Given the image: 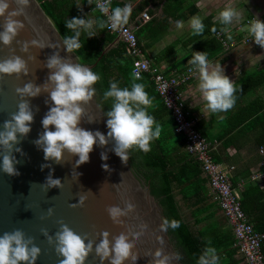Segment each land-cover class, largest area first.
I'll return each instance as SVG.
<instances>
[{
	"label": "clouds",
	"instance_id": "9594fccd",
	"mask_svg": "<svg viewBox=\"0 0 264 264\" xmlns=\"http://www.w3.org/2000/svg\"><path fill=\"white\" fill-rule=\"evenodd\" d=\"M89 5H95L92 15L95 19L71 18L65 21L67 29L71 34L65 35L63 47L69 54L75 53L84 47L82 36L86 39L95 37L97 29L120 30L129 24L132 16V5L125 4L123 7L112 6V0H87ZM15 5V8L12 5ZM29 5V0H0V18H3L0 31V42L11 47L19 33L24 30L25 23L18 19L24 16V7ZM79 7V6H78ZM82 10V9H81ZM99 13V15H97ZM240 13L231 7H227L219 13L220 25L224 26L221 31L228 33V27L234 20H239ZM193 36H201L205 32V24L200 16H193L190 21ZM176 27L183 28L182 21L176 22ZM248 35L252 37L257 45L264 48V21L256 18L247 27ZM213 32L216 31L214 27ZM231 40V34L228 33ZM30 47L44 49L47 47L57 49L58 45L45 46L40 41L33 39L30 42H23L21 50L25 53ZM189 63L192 70L199 73L198 88L206 101V107L214 114L226 113L233 109L237 102V92L242 88L237 87L219 62L213 63L208 59L207 51H197L192 53ZM44 67L50 70L45 83L37 86L33 82H27L23 87L16 89L21 97L18 104V111L12 113L10 118L3 122V131H0V155H2V170L9 176H18L16 165L20 163L16 159L14 152L24 155L23 149L16 147L21 140L19 137H27L31 132L30 125L34 122V112L27 97H38L42 93H49L50 100L54 106H50L49 111L42 119L44 131L34 144L43 150L46 161H55L57 164L64 163L65 153L72 157L78 156L75 167H79L90 161V153L94 146L105 147L112 143V151L127 164L130 158V151H143L145 154L151 151V144L159 140L162 133L161 125L155 117L149 113L153 106L155 97H150L145 90L144 83L137 82L141 79L138 72L130 75V86L120 87L116 81H110V86L105 90L103 98L111 101V110L105 113L107 116V136L100 131H89L80 127L81 121L85 118L84 106L89 104L96 95L97 82L101 76L91 68L81 63H72L71 58H62L57 51L47 58ZM30 74L28 62L18 55H11L0 60V78L2 76L17 77L28 76ZM47 103V101H46ZM38 110V109H37ZM89 123L95 120L87 118ZM55 126V131L51 130ZM264 151V149H262ZM101 159L108 160V155L101 153ZM50 164L41 165L50 168ZM105 170H109L108 164H103ZM54 172V169L52 170ZM78 177L81 175L78 173ZM123 175V174H122ZM47 188H62L60 179H54L52 173L44 184ZM89 192H91L89 190ZM94 194V193H93ZM87 196H81L78 204L72 207L83 206ZM135 205L129 202L125 208L110 206L107 212L116 225L125 224L124 217L134 211ZM49 215L52 209H49ZM60 229L55 233V241L49 235L47 229H42L49 243L55 242L58 256L64 257L59 260V264H85L89 255L93 252L100 258L101 264L109 260L111 264H125L130 261L135 264L140 253L135 251L136 241L142 232L120 233L110 239V233L104 231L102 239L97 244L77 234L63 221H60ZM181 226V221L164 218L160 225V230L167 233L169 229L176 230ZM146 225H142V228ZM161 244L164 243L162 237L158 238ZM41 248L35 244L34 237H26V234L16 229L12 232H5L0 236V264H36L41 255ZM171 257L165 255L162 249L156 250L152 264H170ZM175 259L180 260L182 256L175 254ZM197 264H220L217 249L212 246L211 240L207 241V246L200 254Z\"/></svg>",
	"mask_w": 264,
	"mask_h": 264
},
{
	"label": "water",
	"instance_id": "95a60500",
	"mask_svg": "<svg viewBox=\"0 0 264 264\" xmlns=\"http://www.w3.org/2000/svg\"><path fill=\"white\" fill-rule=\"evenodd\" d=\"M12 7L15 8V5ZM18 19L25 23V28L11 47L0 42V60L14 54L21 56L28 62L30 74L20 77L4 75L0 78V131H3V122L18 111L17 106L21 97L16 89L23 87L27 82H33L37 86L45 83L50 70L44 67V63L50 55L59 51L62 58H71L72 63H81L76 53L69 54L63 47L64 38L38 0H29V5L24 7V16ZM2 24L3 18H0V31L3 30ZM33 39L46 47L55 44L58 48L30 47L27 53L23 52L22 43ZM81 64L92 69L96 63ZM26 99L34 112V122L30 125L31 132L28 136L19 137L21 142L16 145L23 149L24 155L19 152L13 153L20 161L16 165L20 174L9 176L0 167V236L5 232L20 229L26 237H34L35 244L42 250L36 264H59V260L64 257L58 256L55 242L49 243L41 230L47 229L55 241L60 221L84 237L86 242L92 240L97 244L101 241L104 231L111 234L110 239L122 232L126 234L129 231L142 232L136 241L135 251L140 255L135 264H152L154 253L158 249H162L165 255L171 257L170 264H182L180 260L175 259L177 252L168 232L160 230L164 219L162 206L151 193L150 185L135 175L130 159L124 164L112 151V143H109L103 148L98 144L94 146L93 152L90 153V161L79 167H75L79 157H72L67 152L62 164L46 161L43 150L38 148L34 141L44 131L42 119L50 106L54 105L49 93L46 92L38 97ZM84 108L85 118L79 126L93 132L98 130L107 136V116L96 95ZM89 117L95 122L89 123L87 121ZM51 130L55 131V126H51ZM102 152L108 155L107 161L101 159ZM105 163L108 164L109 170L102 167ZM43 164H50L51 167L42 170ZM77 172L81 174L79 177ZM50 173L54 179L61 180L62 188H47L44 185ZM81 196H87L84 205L72 207L71 205L78 204ZM129 202L135 205L134 211L123 218L125 221L123 226L116 225L110 218L107 208L119 206L123 209ZM49 209H52L51 215ZM142 225L146 227L142 228ZM160 237L164 240L163 244L158 240ZM85 264H101L100 258L95 254V246ZM103 264H111L110 259ZM125 264L131 262L125 261Z\"/></svg>",
	"mask_w": 264,
	"mask_h": 264
},
{
	"label": "crops",
	"instance_id": "0c3cea01",
	"mask_svg": "<svg viewBox=\"0 0 264 264\" xmlns=\"http://www.w3.org/2000/svg\"><path fill=\"white\" fill-rule=\"evenodd\" d=\"M47 1L56 7V11L60 13L65 20L71 18H96L91 14L94 5H89L87 0ZM254 2L255 1L252 2V0H113V5L114 7H123L125 4L132 5L133 11L129 25L137 32L146 55L154 64L161 67L166 74L186 71L188 67L192 66L189 63L192 59V53L205 51L200 48L201 46L199 45H201V43H204V45L209 44V51L211 50V46L215 43V40H213L214 43H209V40H211L210 38L214 35L219 43V50L215 54L208 56V59L213 61V63L219 62L225 70V75L232 81H235V83H238L243 75L251 68H264V48L263 61L250 60L249 56L246 55L248 62L257 65L249 64L245 66L244 63L235 62L236 57L239 56L242 50H244V53H247L245 51L249 50L245 44L244 46H239L241 45L240 40L244 37H249L252 41V37L248 35L246 30L250 23H247L246 20L253 17H260L261 19L263 18L262 21H264V0L261 3L263 5L262 9L257 7L259 6V2ZM227 7L234 8L240 13L239 20H234L231 25L227 26L231 37L238 40L235 45L229 48L224 47L217 37L216 32L212 35H192L189 21L193 16H200L203 21L207 17H210L212 22H220L219 13ZM97 15H99V13H97ZM177 21H182L184 27L178 29L176 27ZM96 31L97 35L95 38L104 40L103 53H108L122 42L115 33L106 31V29L103 31L97 29ZM252 42L255 45V52L262 49L254 41ZM244 53H242V55ZM112 70L114 73L113 77L117 76L119 69L113 67ZM198 84L199 73L195 71L192 79L181 86L180 91L185 105L190 112L198 116V124L202 133L212 142L221 161L235 166L231 175L236 185L240 186V195L244 184L249 181L257 182L263 189L264 179L256 181L250 179V175L263 166V154L261 152V148L264 149L263 143H261L263 128L261 130L260 126L253 127L248 129V131L241 136H235V130H229V120H231L233 113L237 111L240 106L248 104L255 96H262L264 99V86L256 92L248 93L237 99L234 108L230 109L228 112L214 114L206 107V101L202 97ZM155 102L159 105L160 100ZM154 112L156 113L157 111ZM162 117V119H158V122L160 123L162 120L165 121L163 131H172L173 121L170 118V114L166 113L164 116L162 115ZM160 125L162 127V124ZM231 135H233V137L231 144H229L227 140H229L228 138ZM169 144L171 148L175 146L173 149V157L176 160H183L184 162L192 161L190 160L191 155L186 150L183 136L175 131L172 132V136L169 138ZM200 175L201 178H205L203 172H201ZM192 184L194 187L190 189L186 187L181 188L177 183L173 186L180 211L185 216L191 228L196 232H211L217 235L215 241L218 240L219 237H223L225 234L229 233H231L230 239H232L234 236L233 229L216 201H214L208 181L205 180L203 184L204 187L196 186L195 182ZM202 188L204 189L202 190ZM210 239H212V237H210ZM233 246L234 244L230 247ZM226 251V248H222V250L218 252L220 263L233 260V258L227 255ZM234 257L242 258L243 256L236 250ZM242 263L247 264L245 259Z\"/></svg>",
	"mask_w": 264,
	"mask_h": 264
},
{
	"label": "trees",
	"instance_id": "16d2710c",
	"mask_svg": "<svg viewBox=\"0 0 264 264\" xmlns=\"http://www.w3.org/2000/svg\"><path fill=\"white\" fill-rule=\"evenodd\" d=\"M38 1L46 14L51 18L62 37L64 38L65 35L71 34L70 30L67 29L65 25L66 20L56 11V7L50 4L47 0ZM203 23L206 26L203 34L212 35L221 30L223 27L220 25V22H212L210 17L204 19ZM214 27L216 28L215 32L212 31ZM210 39L209 43H214L213 40H215V43L211 46L210 51L212 52L209 51V44L204 45V43H201V45H199L202 50L208 52V56L215 54L219 50V43L215 39L214 35ZM82 41L84 43L83 49L75 53L78 55L81 63H96L92 67V70L101 76V80L94 85L96 88V98L104 113H107L111 110V101H105L103 94L105 90L109 88L110 81L118 82L119 86L122 88L130 86L132 59L126 53L123 42L119 43L116 48L111 49L108 53H103V39L101 40L95 37L86 39L82 36ZM113 67L119 69V73L115 77H113ZM137 82L144 83L146 86L145 90L149 93L150 97H155L153 106L149 109V113L155 117L156 121L158 122V119H162V115L164 116L166 113L170 114V118L173 121L171 113L166 108L157 93L149 75H144ZM236 85L238 88L239 86L242 88L241 92H237L238 99L248 93H253L258 89L263 88L264 68L249 70L243 75L241 80L236 83ZM159 100L160 103L157 105L155 101L158 102ZM154 111H157V114ZM164 122V120L160 123L158 122L159 124H162V133L159 140L152 142L151 151L147 154L139 150L130 151L129 159L135 175L150 185L151 193L158 199L162 206L164 218H167L170 221L173 219L181 221V226L178 229L168 230V234L176 252L182 256V259H180L181 263L197 264L200 254H202L203 250L207 246V241L211 240L212 246L217 249V254L222 250V248H226L227 255L230 256V258H233L231 261H225L220 264H245L242 263L244 257H234L237 248L235 246L230 247L235 242L234 236L230 239L231 233L225 234L223 237H219V239L215 241L217 235L211 232L202 233L194 231L185 216L180 211L175 198L173 189L174 184L177 183L181 188L186 187L190 189L194 187L192 183L195 182L196 186L204 187L203 184L207 179L206 177H200L202 169L200 164L192 156L190 158L192 161L188 162L176 160L173 157V149L175 146L171 148L169 138L172 136V132L175 131V123L173 121L172 131H163ZM229 125V130H235V136H241L243 133L248 131V129L260 126L261 130L263 128L261 134L263 135V138H261V143H263L264 147L263 97L255 96L248 104L240 106V108L233 113L231 120H229ZM180 135L183 136L182 134ZM233 135L228 138L229 140H227V143L231 144ZM212 153L216 161H221V158L215 149H213ZM233 183L236 185L235 180H233ZM203 189L204 188H202V190ZM241 204L250 221L254 224V227L258 231L264 232V188L262 189L257 182L253 181H249L244 184L241 189ZM210 237H212V239H210ZM262 249L264 252V241Z\"/></svg>",
	"mask_w": 264,
	"mask_h": 264
},
{
	"label": "built area",
	"instance_id": "2783aa9c",
	"mask_svg": "<svg viewBox=\"0 0 264 264\" xmlns=\"http://www.w3.org/2000/svg\"><path fill=\"white\" fill-rule=\"evenodd\" d=\"M254 19L256 17L247 19L246 22L250 23ZM106 30L115 33L124 43L126 53L132 59V73L138 72L140 77L149 75L153 81L157 93L172 115L175 131L183 135L187 152L200 164L202 172L209 183L214 201H216L233 229L234 246L242 254L247 264H264L262 249L264 232L258 231L254 227L242 208L240 186L233 183L231 175L235 166L214 159L212 142L202 133L198 124V116L190 112L185 105L180 88L194 76L193 66L188 67L186 71L181 73L166 74L161 67L154 64L146 55L136 31L131 25L128 24L116 31ZM228 33L221 30L216 32L217 37L226 48L238 42L236 38L229 40ZM242 40L249 41L250 38L244 37ZM262 149L261 152L264 154ZM262 165V168L257 169L250 175L251 180L264 179V157Z\"/></svg>",
	"mask_w": 264,
	"mask_h": 264
},
{
	"label": "rangeland",
	"instance_id": "374dc122",
	"mask_svg": "<svg viewBox=\"0 0 264 264\" xmlns=\"http://www.w3.org/2000/svg\"><path fill=\"white\" fill-rule=\"evenodd\" d=\"M253 1H255L254 3H257V2H259V6H257V7H259V9L261 8H263V5L261 4L262 3V1L263 0H252V2ZM256 16V15H255ZM258 18H260V17H258ZM247 19V18H246ZM263 19V18H262ZM262 19L260 18V20L262 21ZM240 42H241V45H239V46H244V44L247 46V49H249V50H246L245 52H247V53H244V50H242V52L241 53H239V56H237L236 57V61L235 62H239V63H244L245 64V66L246 65H249V64H252V65H257V64H254V63H250V62H248L247 61V57H246V55H248L249 56V59L250 60H253V61H259V60H262L263 61V48L260 50V51H258V52H255V50H254V43L251 41V40H249V41H244V40H240ZM255 42V41H254ZM243 44V45H242ZM245 49V48H244ZM242 53H244L243 55H242ZM257 55V56H256ZM255 68H251L250 70H254ZM248 72V71H247Z\"/></svg>",
	"mask_w": 264,
	"mask_h": 264
}]
</instances>
